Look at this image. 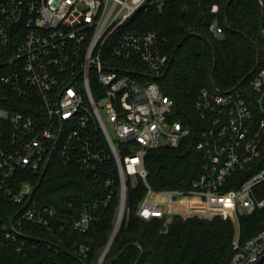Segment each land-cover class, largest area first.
I'll return each instance as SVG.
<instances>
[{
  "label": "built area",
  "instance_id": "built-area-1",
  "mask_svg": "<svg viewBox=\"0 0 264 264\" xmlns=\"http://www.w3.org/2000/svg\"><path fill=\"white\" fill-rule=\"evenodd\" d=\"M148 3L0 0V246L13 254L34 249L28 241L37 240L35 232L59 240L67 228V217L61 220L35 196L33 176L43 177L57 159L92 174L110 193L111 166L119 176L115 224L95 264H103L124 221L127 181L138 178L147 186L136 210L140 218L221 216L235 227L228 264H254L264 255V230L243 243L239 235L240 216L264 208V165L238 187H227L238 169L264 154V55L250 74L253 95L237 87L200 91L195 109L204 129L195 148L201 172L189 190H156L146 182L147 151L180 147L191 127L173 117L174 101L157 82L170 60L165 38L131 25ZM210 29L221 33L215 23ZM187 196L200 202L182 203ZM99 205H84L71 228L92 231ZM89 249L80 243L73 251L83 258Z\"/></svg>",
  "mask_w": 264,
  "mask_h": 264
},
{
  "label": "trees",
  "instance_id": "trees-1",
  "mask_svg": "<svg viewBox=\"0 0 264 264\" xmlns=\"http://www.w3.org/2000/svg\"><path fill=\"white\" fill-rule=\"evenodd\" d=\"M217 10L213 11V6ZM264 0H149L131 20L133 28L157 32L166 40L172 62L157 80L160 89L174 101L173 117L191 127L190 136L178 148L161 146L145 155L146 182L156 190H189L201 172L202 154L195 148L204 123L195 109L203 88L226 91L237 87L253 95L249 78L264 55ZM215 23L221 33L215 35ZM254 116H260L254 110ZM264 165V154L234 173L238 187L249 175ZM115 190L110 193L99 179L77 166L50 161L35 196L51 205L61 220L67 217L60 239H50L43 230L35 232L36 247L26 254H13L0 246V264H95L113 230L120 202L119 176L111 166ZM33 181L39 179L33 176ZM147 190L142 179L127 181L126 215L103 259L110 264H228L233 250L235 227L221 216L203 218L173 217L172 220L137 216L139 202ZM108 195L110 196L108 198ZM107 199V202L105 200ZM99 202L100 220L88 233L71 228V220L80 215L84 205ZM240 242L264 230V208L243 214ZM80 243L90 247L86 257L73 248ZM260 264H264V258Z\"/></svg>",
  "mask_w": 264,
  "mask_h": 264
},
{
  "label": "water",
  "instance_id": "water-1",
  "mask_svg": "<svg viewBox=\"0 0 264 264\" xmlns=\"http://www.w3.org/2000/svg\"><path fill=\"white\" fill-rule=\"evenodd\" d=\"M262 13L264 14V6L262 5ZM263 33H264V31H263ZM172 59H173V57L171 56L170 57V60H169V64H168V66H167V69L169 68V66H170V64H171V62H172ZM257 64L259 63V52H258V57H257V62H256ZM46 167H47V163L45 164V166H44V170L46 169ZM44 174V172L42 173V175ZM41 180H42V177L38 180V182H37V184H36V187L35 188H37L39 185H40V183H41ZM114 238V237H113ZM128 245H130V244H127L125 247H127ZM125 247L112 259V261L110 262V264H112L113 263V261H115L117 258H118V256L122 253V251L125 249ZM263 258H264V255L256 262V263H254V264H260L261 263V261L263 260Z\"/></svg>",
  "mask_w": 264,
  "mask_h": 264
},
{
  "label": "rangeland",
  "instance_id": "rangeland-1",
  "mask_svg": "<svg viewBox=\"0 0 264 264\" xmlns=\"http://www.w3.org/2000/svg\"><path fill=\"white\" fill-rule=\"evenodd\" d=\"M181 201H182V203H184V204H186V203H191V202H189V201H194V202H197V203H199L200 202V199L199 198H192V197H182L181 198Z\"/></svg>",
  "mask_w": 264,
  "mask_h": 264
}]
</instances>
